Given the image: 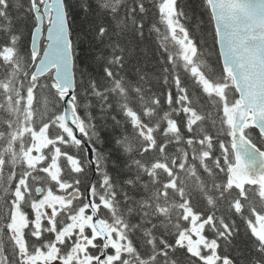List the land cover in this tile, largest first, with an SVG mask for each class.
I'll list each match as a JSON object with an SVG mask.
<instances>
[{
	"label": "snow or ice",
	"instance_id": "snow-or-ice-1",
	"mask_svg": "<svg viewBox=\"0 0 264 264\" xmlns=\"http://www.w3.org/2000/svg\"><path fill=\"white\" fill-rule=\"evenodd\" d=\"M262 149L264 0H0V264H264Z\"/></svg>",
	"mask_w": 264,
	"mask_h": 264
},
{
	"label": "trees",
	"instance_id": "trees-1",
	"mask_svg": "<svg viewBox=\"0 0 264 264\" xmlns=\"http://www.w3.org/2000/svg\"><path fill=\"white\" fill-rule=\"evenodd\" d=\"M213 59L215 60V57H213ZM81 67H83V65H80Z\"/></svg>",
	"mask_w": 264,
	"mask_h": 264
}]
</instances>
